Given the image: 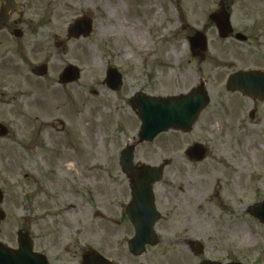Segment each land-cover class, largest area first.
Listing matches in <instances>:
<instances>
[{"label": "rangeland", "instance_id": "374dc122", "mask_svg": "<svg viewBox=\"0 0 264 264\" xmlns=\"http://www.w3.org/2000/svg\"><path fill=\"white\" fill-rule=\"evenodd\" d=\"M24 1L0 23V122L9 129L0 137V240L18 248L26 231L51 264H82L91 247L113 264H264V224L249 211L264 200V102L226 87L231 73L264 69V0ZM221 4L247 40L219 37L209 15ZM80 16L92 20V33L68 37ZM197 31L209 44L203 58L190 48ZM44 62L48 75L34 76ZM69 64L81 78L60 84ZM110 67L124 74L119 91L104 84ZM197 85L210 103L192 132L137 141L136 90L177 95ZM194 143L206 146L203 161L186 154ZM127 145L135 166L170 161L154 186L164 211L159 241L141 256L130 253L134 228L118 216L131 197L119 166Z\"/></svg>", "mask_w": 264, "mask_h": 264}, {"label": "water", "instance_id": "95a60500", "mask_svg": "<svg viewBox=\"0 0 264 264\" xmlns=\"http://www.w3.org/2000/svg\"><path fill=\"white\" fill-rule=\"evenodd\" d=\"M17 8L15 0H6L0 10V19L5 24L13 11ZM210 17L216 22L220 36L227 38L233 32L230 21V14L226 7L212 13ZM92 30L90 19H80L70 28V36L79 37L83 34L85 37ZM16 36H21L20 30L15 31ZM237 38L245 40L246 36L238 33ZM194 52L206 51L207 41L202 33H197L190 39ZM47 71L46 65L37 66L34 72L44 75ZM114 72V70H111ZM79 70L75 66H68L61 76L63 82L75 81L79 78ZM120 83L115 82L112 85L117 89ZM228 88L235 91H241L245 95L254 98L264 99V71L251 70L239 71L231 75ZM133 105L138 108V115L142 125L139 132V141H153L154 138L169 129H180L189 132L196 122L199 113L206 107L210 97L206 89L201 85L194 88L186 94L173 97H154L146 94H137L133 99ZM7 134L6 128L0 123V136ZM133 147H128L123 156L124 170L130 171L133 166L134 154ZM190 156L198 160L204 158L205 149L201 146H195L190 151ZM165 164L159 167L146 165L143 167V174L134 178L133 196L134 205H140L138 210L129 212L131 221L136 228V235L130 240V251L134 255L141 256L146 249V245L157 244L154 225L158 219V214L154 210V198L152 194V184L161 180ZM4 198L0 188V204ZM142 201H145L144 204ZM152 206V207H151ZM145 209V210H144ZM250 212L256 218L264 223V201L253 205ZM5 218V213L0 210V219ZM19 249L10 248L0 242V264H49L48 259L43 254L34 251L31 239L27 233L19 232ZM194 251L198 254L202 252V246L195 244ZM98 256L90 250L83 256L84 264H111L104 257ZM200 264H221L211 261H203ZM242 264V263H229Z\"/></svg>", "mask_w": 264, "mask_h": 264}, {"label": "flooded vegetation", "instance_id": "af4514ba", "mask_svg": "<svg viewBox=\"0 0 264 264\" xmlns=\"http://www.w3.org/2000/svg\"><path fill=\"white\" fill-rule=\"evenodd\" d=\"M18 1V3H19V8H21L22 6H24V7H28L29 5H28V3H25V1L24 0H21V2L19 1V0H17ZM259 23V21H256V22H254V25H257ZM9 24V23H8ZM15 24V26H18V24L15 22L14 23ZM16 28V27H15ZM263 36H264V32H263V34H262ZM264 41V40H263ZM123 80L125 81V77H124V74H123ZM106 83V80L104 81V84ZM106 85V84H105ZM242 95V94H241ZM243 96V95H242ZM243 97H245V96H243ZM246 98H248V97H246ZM252 100H254V101H261V102H264V100L263 99H260V98H257V99H252ZM138 166H135L134 168H133V170H132V172L131 173H128V186H129V190H130V195L132 194V189H131V187H130V180L131 179H134L135 177L134 176H136L135 174H136V171L138 170ZM120 169H121V167H120ZM138 173H140V171L138 172ZM131 177V178H130ZM130 203H131V197L129 198V200L125 203V207L124 208H122V211L119 213L120 215H118L119 217H120V219L122 220V221H128V222H130V218L128 217V207H129V205H130ZM155 204H156V208H157V210H158V212L160 213V219H159V221L158 222H160V221H162L163 220V214H164V211H163V202H158L157 201V199H156V197H155ZM130 211H132V208H130L129 209ZM132 225V224H131ZM133 227V226H132Z\"/></svg>", "mask_w": 264, "mask_h": 264}, {"label": "bare ground", "instance_id": "6f19581e", "mask_svg": "<svg viewBox=\"0 0 264 264\" xmlns=\"http://www.w3.org/2000/svg\"><path fill=\"white\" fill-rule=\"evenodd\" d=\"M67 157V156H66ZM71 167V165L69 164L68 166H67V168H70Z\"/></svg>", "mask_w": 264, "mask_h": 264}]
</instances>
